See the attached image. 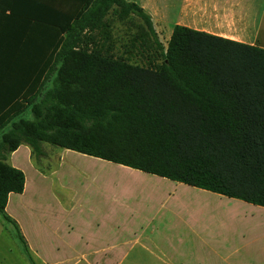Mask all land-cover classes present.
<instances>
[{
  "label": "trees",
  "instance_id": "obj_1",
  "mask_svg": "<svg viewBox=\"0 0 264 264\" xmlns=\"http://www.w3.org/2000/svg\"><path fill=\"white\" fill-rule=\"evenodd\" d=\"M95 1L80 0L82 16ZM109 2L156 38L134 41L140 63L82 38L70 21L44 22L29 60L0 80V218L31 264L6 212L9 195L25 188V173L8 162L21 145L49 143L264 207V49L180 25L164 45L141 6Z\"/></svg>",
  "mask_w": 264,
  "mask_h": 264
},
{
  "label": "crops",
  "instance_id": "obj_2",
  "mask_svg": "<svg viewBox=\"0 0 264 264\" xmlns=\"http://www.w3.org/2000/svg\"><path fill=\"white\" fill-rule=\"evenodd\" d=\"M109 1L82 16L80 0H0V80L29 60L44 22L70 21L85 33L110 26L112 6L118 21L129 17ZM125 1L142 7L166 42L180 25L264 49V0ZM65 151L68 164L53 169L36 166L27 145L8 160L26 183L9 195L6 212L36 264H264V207ZM68 172L86 175L65 180Z\"/></svg>",
  "mask_w": 264,
  "mask_h": 264
},
{
  "label": "rangeland",
  "instance_id": "obj_3",
  "mask_svg": "<svg viewBox=\"0 0 264 264\" xmlns=\"http://www.w3.org/2000/svg\"><path fill=\"white\" fill-rule=\"evenodd\" d=\"M115 7L112 6V10L107 15L108 26L103 29L87 30L82 33V38L85 36H91L94 43H99L103 45H112L113 52L116 56H125L133 63H140L141 53L137 52L134 48V41L137 46L141 45V34L148 32V37H143L155 41V37L149 33L145 22L137 15L131 13L129 17L125 18L123 22L118 21L115 16ZM102 32V38L97 37L98 34ZM157 38L166 45V41L162 35L156 31ZM85 39V38H84ZM90 43V48L94 46L93 41ZM54 76L49 78V85H52L54 81ZM31 149V148H30ZM32 150V149H31ZM67 151L65 149L53 146L49 143H41L39 150L33 152V161L36 166L49 167L51 169L61 165L68 164L64 159V155ZM115 165V164H113ZM117 171H124L125 173H130V171L116 169ZM86 175L83 173H72L68 172L63 174L65 180H76L79 181ZM93 178L87 177L85 180L91 181ZM244 224L238 223L237 227H243ZM0 264H31L28 260L26 254L23 251L22 245L19 240L14 235L12 228L9 224L0 221Z\"/></svg>",
  "mask_w": 264,
  "mask_h": 264
}]
</instances>
